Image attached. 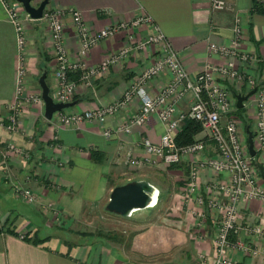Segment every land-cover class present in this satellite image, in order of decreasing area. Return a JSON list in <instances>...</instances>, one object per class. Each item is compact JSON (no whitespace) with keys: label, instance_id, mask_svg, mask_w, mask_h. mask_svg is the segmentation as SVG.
I'll list each match as a JSON object with an SVG mask.
<instances>
[{"label":"crops","instance_id":"crops-1","mask_svg":"<svg viewBox=\"0 0 264 264\" xmlns=\"http://www.w3.org/2000/svg\"><path fill=\"white\" fill-rule=\"evenodd\" d=\"M40 1L32 0V3L37 5ZM227 1L232 3L233 10L213 11L205 0H49L46 6L73 8L95 30L145 13L166 36L180 55L184 68L191 73L201 70L206 63H221L219 57L208 53L207 44L227 43L232 37L233 18L240 13L245 23L241 49L253 51L264 62V11L255 7L254 0ZM26 16L24 12L29 86L35 81L38 88V78L45 71L50 93L55 66L51 38L42 19ZM63 24L67 51L74 58L79 46L74 27L67 16ZM147 32L142 26L134 30V36L139 39ZM126 35L125 31H120L101 40L91 48L88 63L97 64L104 55L121 48ZM156 54L155 47L150 45L112 65L108 72L94 80L92 87L78 83L71 99L74 104L65 110L84 111L119 99L134 72L150 64ZM16 57L15 32L0 7V118L3 120L7 114L6 104L13 97ZM258 71L259 68L254 66L248 68V73L253 76ZM168 80L166 74L152 80L149 91L156 92ZM190 100V96L183 98L179 107L186 110ZM249 103L246 100L243 105L248 117L252 111L246 108ZM137 110L138 100L134 99L125 110L106 118L103 124L83 122L71 128L57 125L54 117L47 120L43 103H39L24 107L20 129L16 132L9 133L0 128V264H124L112 252L104 255L103 246L91 243L92 240L68 242L55 227L51 212H43L37 204L21 202L14 195L13 186L29 189L40 204L51 203L61 209L66 220H77L86 210L101 208L105 211L114 186L139 179L156 186L158 201H166V208L160 222L131 234L126 252L128 264H197L194 258L199 249L213 260L212 218L207 214L204 227L195 228L197 217L190 211L201 209L194 200L196 193L187 202L184 200L187 159L168 167L145 169L127 164L129 155L144 156L143 139L159 141L163 126L158 119L153 116L145 125H133L128 133H113L110 137L102 134L107 128L125 123ZM196 137L201 138L202 134ZM9 142L19 147L22 155H5ZM204 155L216 156L214 144L206 136ZM258 157L264 164V157ZM155 169L169 173L168 186L161 187L145 176L144 172ZM227 179V174H217L206 168L199 176V193L205 201L209 197H220L214 184ZM238 217L240 224L256 223L258 217H263L260 223L264 224V204L257 199L242 200L238 204ZM22 233L24 237L20 238ZM200 233L202 240L197 239ZM254 242L258 243L257 240ZM231 254L238 264H264V254L256 258L238 251Z\"/></svg>","mask_w":264,"mask_h":264},{"label":"built area","instance_id":"built-area-1","mask_svg":"<svg viewBox=\"0 0 264 264\" xmlns=\"http://www.w3.org/2000/svg\"><path fill=\"white\" fill-rule=\"evenodd\" d=\"M205 1L213 11L233 10L232 3L227 0ZM254 3L256 8L264 11V0H254ZM20 5L15 0H0L5 19L15 32L17 45L13 97L6 104L5 120L0 118V128L9 133L20 129V118L25 106L43 103L40 94L25 90L24 50L27 38L21 15L24 10ZM66 16L71 20L79 44L74 59H70L65 46L62 20ZM40 19L46 22L52 41V54L56 62L55 77L58 83L52 97L56 102L71 101L75 92L76 81L68 78V72H77V81L85 87H92L95 79L106 73L112 65L123 62L131 53L145 50L150 45L156 48L157 58L135 71L119 99L82 112L70 113L65 112V109L61 110L53 115L55 123L71 128L83 122L94 121L103 124L106 118L125 110L134 99H137L138 110L125 123L116 125L112 129L107 128L102 134L110 137L113 133H128L133 125H145L155 116L163 126L159 141L143 139L141 145L144 156L130 157L129 164L142 166L161 163L172 166L183 158L187 159L188 172L184 200L187 202L192 194L196 193L194 200L202 206L200 210H191L190 213L197 217L199 225H203L202 228L207 214L212 218L215 227L212 264H235L229 257V250L232 248L253 258L264 254V227L260 223L263 217H258L256 224L250 222L240 224L238 217V204L242 200L257 199L264 204V183L257 170L251 165L254 158L245 151L236 121L233 117H228L224 123L222 122L225 114L234 110L229 98V86L244 84L249 89L255 88V92L251 95L254 118L253 142L256 154L264 157V62L253 51L241 49L245 23L240 13H236L233 18L232 37L227 43L207 44L208 53L219 57L221 63H206L205 67L195 74H190L183 67L179 54L153 23L151 17L145 13H139L130 20L111 23L99 30H93L88 26L81 13L73 8L45 6ZM142 26L146 27L148 32L144 37L136 39L134 30ZM120 31H125L127 34L126 44L118 51L104 55L95 66H89L87 58L91 48ZM250 66L259 68L256 76L247 73ZM164 74L169 77L168 83L156 92L149 91L148 85L152 80ZM187 95L191 97L189 106L186 110H181L178 102ZM185 119L200 124L208 139L214 144L215 157H205V144L202 140L186 144L176 142L178 127ZM7 154L22 155V150L9 142L6 146L5 155ZM206 168L215 173L227 174L228 181L215 183V190L220 197H209L205 201L203 195L199 193V176L200 171ZM13 193L25 203L38 204L37 197L27 188L15 185ZM47 209L55 219L60 218V212L52 207L51 203L47 205ZM200 236L202 237V234ZM245 236L250 240H245ZM19 237L23 238L24 234H20ZM204 261L205 259L203 263Z\"/></svg>","mask_w":264,"mask_h":264},{"label":"rangeland","instance_id":"rangeland-1","mask_svg":"<svg viewBox=\"0 0 264 264\" xmlns=\"http://www.w3.org/2000/svg\"><path fill=\"white\" fill-rule=\"evenodd\" d=\"M24 12L25 11L21 12V15H23ZM28 17L29 16L27 15L26 18H28ZM22 19H23V17H22ZM63 20H62V23H63ZM23 23H24V21H23ZM44 23L46 25V29H47V32L49 34L47 24H46L45 21H44ZM93 30H95V29H93ZM49 36H50V34H49ZM64 36H65V46H66L67 36H66L65 28H64ZM125 44H126V42H125ZM26 48H27V43L25 45V50H24L25 67H26V72H25V90H26V92H30V93H34V94H40L39 85L37 84L38 88L36 87V83L37 82L34 81V84L32 83V85L30 84V86H29V82H28L29 58H28V55H27ZM121 48H119V49H121ZM66 49H67V47H66ZM118 50H116V51H118ZM116 51H111V52H116ZM111 52H109V53H111ZM156 52H157V50H156ZM51 55H52V58H53L52 45H51ZM157 56H158V52H157L155 58H157ZM74 58L70 57V59H74ZM155 58H154V60H155ZM53 60H54V58H53ZM54 62H55V60H54ZM87 64L89 66H95L96 65V64H89L88 60H87ZM145 66H147V65H145ZM145 66H142V67H140L138 69H142ZM204 67H205V64L202 67V69ZM55 69H56V62H55L54 73H53L54 85H53L52 90L50 92L51 96L54 95V92L56 91L57 86H58V83H57V80H56V77H55ZM201 70H199V71H201ZM199 71H197V72H199ZM197 72H194V73L189 72V73L190 74H195ZM247 73H248V70H247ZM73 76H76V78H73ZM68 78L70 80H75L76 84L80 83V82L77 81V78H78V73L77 72H72V71L68 72ZM167 83H168V81L165 82V84H162L159 88L163 87ZM231 85L229 86L228 90L230 92L229 98H230V101H231V105L234 106V110L231 113L225 114V116L222 119V122L224 123L225 120L228 117H233V119L236 121V126H237V129H238V132H239V137H240L242 143L244 144L245 151L248 152V150H247V140H246V127H248L250 129V131L252 133V137H254V128H253L254 118H253V105H252V99L253 98H252V96H250V98L247 99L250 103H249V105H247L246 108L252 110L251 111V115L249 117H248L247 113L244 112L243 110L239 114L236 113V107H235L236 98H235V94H237V93H246L250 89H249V87H246L244 84L243 85L241 84L239 86H236L235 84H233L232 86ZM187 96H189V95H187ZM187 96H185L183 98H186ZM72 97H73V95H72ZM179 102H178V107H179ZM30 105H34V104H29L27 106H30ZM179 109H181V108L179 107ZM181 110H183V109H181ZM65 112H70L71 113V112H82V111H66L65 110ZM187 120H189V119H185L184 121H187ZM184 121H182L180 123V126L178 127V130L181 128V126L183 125ZM198 125H200V124H198ZM198 125L196 126L197 129H196V132L193 135L192 141L202 140L204 142V144H205L206 133L202 130L201 126H198ZM178 133L179 132L177 131L176 136L178 135ZM198 134H202V137L201 138H197L196 135H198ZM206 138L208 139L207 136H206ZM258 156H261V155L256 154V156L253 157L254 159H252V161H251V165H253V167L257 170V172H258V168H257V165L255 164V161H257L261 165H264L263 162L259 159ZM130 157H132V155H129V157L127 159V164L129 166L136 167L138 169H145L146 167L147 168L148 167H154L155 168L156 166L168 167V165H164V164H161V163L152 164V165L133 166V165L129 164V162H128ZM135 157H138V156H135ZM160 167H157V168H160ZM159 170H157V169H155V171L147 170L146 172H144V174H145L146 177L150 178L157 185H159L161 187H166V186H168L170 184V180L171 179L168 177L170 175H169L168 172H166L164 170H161V171H163V173L161 171H159ZM202 172H203V170L200 171V176H201ZM217 174H220V173H217ZM258 174H259V172H258ZM259 177H260V175H259ZM185 180H186V184H187V178ZM261 180H262V178H261ZM227 181H228V179H227ZM227 181H225V182H227ZM263 183H264V181H263ZM185 187H186V185H185ZM214 197H216V196H214ZM161 200L162 199H159L157 205H155L153 207L133 212L131 214V216H129V217H122V216L114 215V214H110V213L108 214L104 210L99 208V209H95V210H86V212L83 213V216L81 217V219H77V220H75V219L66 220L65 216H64V212L61 209L56 208L52 204V207H54L55 209H57L60 212V218L59 219H55L53 217L52 220L55 223V227L60 230L58 232L63 233L64 236L67 237L66 240L68 242H71V243L76 242V243H78L80 241L92 240L91 243H96L97 245H99V247L103 246L104 255L112 252V253L116 254L119 257V259H121L120 260L121 262H124V264H128V258L126 257V254H127L126 252H127V249H128L127 247L129 245V238H130L131 234L136 232V231H138V230H140V229H142L143 227H146L147 225H149L151 223H157V222L161 221V218H163L162 216H163V213L165 212V208H166L165 207L166 206V201L163 202V200L162 201ZM21 202H24V201H21ZM48 204L49 203L40 204V202H38L37 205H40V207L42 208L43 212H45V213L47 212L48 213V212H50L49 209H47V205ZM197 205L198 206H202V205H199V204H197ZM205 222H206V220H205ZM194 225H195V228H198V229L202 228V226H203V225L202 226L199 225L197 220L195 221ZM261 225L264 227V224H261ZM211 229H212V234L211 235H212V244H213V233H214L213 231L215 229L213 222L211 224ZM52 230H54V229H52ZM200 234L197 236L198 240H202V237L200 236ZM244 239L245 240H250L249 237H247V236H245ZM213 250H214V244H213ZM233 251L236 252V250L233 249V248L229 250V257L231 258L233 263L238 264L239 262H237V260H235L232 257L231 253ZM244 256L248 257V255H244ZM250 258H253V257H250ZM254 258H256V257H254ZM203 259H205V261H204L205 264H212V262L214 260V258H213V260L210 261L209 256L207 255V253L205 251L199 249L196 252L194 260L197 262V264H204L203 263ZM119 264H123V263H119ZM243 264H251V263H243Z\"/></svg>","mask_w":264,"mask_h":264},{"label":"water","instance_id":"water-1","mask_svg":"<svg viewBox=\"0 0 264 264\" xmlns=\"http://www.w3.org/2000/svg\"><path fill=\"white\" fill-rule=\"evenodd\" d=\"M21 4L23 10L31 19H40L43 10L49 0H41L37 5H33L32 0H15ZM40 96L44 106V116L51 120L56 112L67 109L74 104L69 102H56L49 93V87L46 82V72L43 71L38 78ZM255 92V88L246 93L235 94L236 108H242L244 102ZM247 150L251 157L256 155L253 137L250 129L246 127ZM258 172L264 181V167L257 165ZM159 198V191L154 184L148 180L139 179L127 181L123 184L114 186L109 194L108 201L105 205V211L122 217H129L138 210H143L156 205Z\"/></svg>","mask_w":264,"mask_h":264},{"label":"trees","instance_id":"trees-1","mask_svg":"<svg viewBox=\"0 0 264 264\" xmlns=\"http://www.w3.org/2000/svg\"><path fill=\"white\" fill-rule=\"evenodd\" d=\"M243 110L242 108H236V113H240ZM198 125L197 122L192 120H187L183 122V125L181 126V129L176 136V142L178 144H186L192 142L193 135L196 132V126ZM200 126V125H198ZM255 164L258 165L259 163L255 161Z\"/></svg>","mask_w":264,"mask_h":264}]
</instances>
